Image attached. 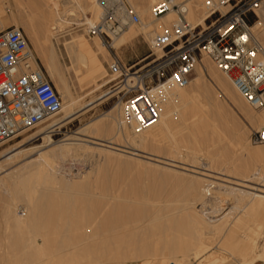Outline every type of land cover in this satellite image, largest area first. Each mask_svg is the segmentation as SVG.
I'll return each instance as SVG.
<instances>
[{
	"label": "rangeland",
	"instance_id": "rangeland-1",
	"mask_svg": "<svg viewBox=\"0 0 264 264\" xmlns=\"http://www.w3.org/2000/svg\"><path fill=\"white\" fill-rule=\"evenodd\" d=\"M23 1H25L24 4L27 7L23 6L21 8L23 10L25 9L27 18L32 17L41 26L43 24L41 9L44 12L47 8L46 4L41 5L42 8L39 9L40 7L31 5L29 0ZM14 2L15 0H0V20L2 19L6 24H14L24 29L25 27L22 25L23 20H21L22 17L21 15L18 16L19 7L16 8ZM97 8H99L100 13H98V10L94 11L93 8L84 10L78 21L73 20L75 24L66 25L64 33L57 35L53 39L56 56L69 83L72 96L69 95L67 100L68 94L65 95L60 91L63 100L62 111L48 124L66 117L64 125L54 131L52 136L55 144L63 142L62 140L65 138H69V141L73 142H82V148L80 147L82 150L79 151L78 156L73 159L66 158L65 164L63 163L64 171L60 168L52 169L54 170V175L57 173V176H55L58 178L46 181L43 177L47 176L48 171L46 169H33L31 165L35 164L39 156L52 147L44 139L46 134L39 133L48 124L28 129L26 132L23 131L18 136L0 143V177L7 183L5 188L0 187V264H23L24 254L26 255L29 251L32 252V247L28 243L30 239L27 238L29 240L26 242L27 236L34 237V234L32 235L30 230H33L32 232L34 233L36 232L35 234H37V230L39 231L38 234L45 233V235H42L52 244H55L57 239L60 242L62 235L66 239L72 235L71 237L74 239L71 237L69 239V241L73 240L70 248H67L69 251L66 248L64 250L62 248V251L60 250L61 252L59 253L56 246H53L55 250L52 248H50L51 250H45L46 253L44 254L43 260L47 259L48 261L52 258L53 264H70L71 260V264H75L73 263V257H70V254L73 256L72 252L75 255V260L78 257L75 261L76 264H152V261L154 264H163L164 262L166 264H174L171 263L175 261L173 255L168 260L165 259L167 261L162 259V257L155 259L152 255L154 253L147 255L141 254L136 249L118 244L115 240L122 241L123 236L128 234L129 231L131 232L134 226L139 224H142V226L148 225L147 223L151 217L156 218L158 221L160 219L161 221L159 223L166 224L168 227L173 222H182L185 220L188 214V208L190 207L198 210L201 214H205L204 216H207L210 220L221 218L232 207L234 201H226L224 209H222L223 207H220L221 205L218 203L220 202V197H218L220 194H215L212 191L208 197L206 196L205 201L201 202V204L198 202L199 204H197V200H195V189L193 188L195 186L193 184L197 182L198 176L199 179L206 178V180H200L206 188H209L212 184L216 186L212 187L213 189L226 187L229 189L234 188L236 191L252 190L254 186L263 187L256 184L255 179L264 170V157H251L244 148L247 143L250 144L251 148L256 146L264 147V142L255 144L251 140L252 133L262 129V124L257 121H252L248 117L249 113L259 114L260 109H254L246 102L236 89H234L231 81L209 57L203 56L199 61V63L202 62L205 65L208 77L200 82L205 86V90L196 105H193L195 106L197 116L204 117L203 123L202 121L199 122L197 116L196 123H192L194 116L190 114V129H192V132H189L190 130L178 132L177 130L175 138L171 135L150 138L143 145L135 144L132 140H125L122 136H114L113 133L117 125L109 115L117 116L116 107L120 102H118L117 96L114 94L113 85L116 76L109 72L107 63L111 61L112 54H117L127 66L133 65L141 60L140 64H144L150 58L144 60L143 58L151 53L152 48L145 35V29L143 30L141 25L130 27L121 39H118L114 43L112 42V47L102 44L104 42L99 36L87 35V28L93 26L92 23L98 22L102 17L103 7L101 2L100 5H97ZM46 11H48V8ZM13 12L17 15L16 17L13 16ZM149 15L147 14L144 18L141 16L142 21L148 22L151 19ZM159 22L157 20L154 24H159ZM25 33L27 34L26 31ZM76 34L82 35L84 40L91 44V55L96 62L95 64L101 69L100 73H92L86 69L74 67V50L69 49L66 43L71 39L72 35ZM38 56L45 66L41 56L39 54ZM208 65L214 67L216 73L226 81L224 85L213 78ZM45 68L47 69L46 66ZM198 75L197 70H195L193 79ZM195 84H192L193 88H195ZM110 91L112 93H109ZM70 97H72L73 101H69L71 100ZM261 110L264 112V108ZM112 126L115 127L113 128ZM195 140L197 143L199 141L201 143H198L202 146L200 149H203L200 152L199 147H196L198 144L196 145ZM100 142H111V145L120 150H116L114 153L106 151L99 145ZM177 144L182 146L186 145L188 150L187 148H183L180 151ZM15 151L19 152L11 157H7L8 154ZM55 164L58 165V163ZM87 171H90L89 176L84 178L83 175ZM14 172L20 173L21 177H26L28 174H38V177L33 179L32 182L33 188L35 187V195H33L35 199L33 197L30 200L24 198L25 196L23 195V199L21 196L18 198L14 197L15 199L13 200L8 187L12 184L10 176ZM201 173L203 177L201 176L200 178ZM57 179H61V181ZM64 180L65 182H63ZM208 183H211L210 186ZM223 183L225 185H222ZM262 189L264 192V187ZM36 199L37 201H35ZM28 201H31L30 204H28ZM194 201L197 204L195 206L192 203ZM28 206L29 211H26ZM127 206H133L135 210L134 208H132L133 210L128 208L129 210L126 212L125 208ZM139 207L145 210L146 216L144 217L145 212L142 215L146 221L148 220L147 222L145 220L141 221V213L136 211ZM32 208L34 211H32ZM30 210L32 216L33 213L35 215V217L33 216V220L37 217L35 220L36 224L40 225L36 226L37 229L36 227H33L34 229L27 228L30 231H28V234L26 233L27 229L25 227L18 229L15 223L17 221L15 220L16 218L24 219L30 214ZM148 213L152 214L151 217L150 215H148L149 217L147 216ZM84 217H86L85 220L83 219ZM123 218L126 221H123ZM37 219H40L41 222L40 220L38 222ZM129 219H140V222L137 225H133L134 222L131 223L133 220ZM67 221H72L73 223L70 225L67 224ZM63 223H65L64 226L67 224V227L65 226L66 230L73 231L68 233L64 229V232H61ZM99 225L103 230L99 229ZM123 225L124 229H121ZM60 227L61 229L59 230ZM129 228L132 229L129 230ZM94 231L99 236L101 235V237L99 238ZM117 231H123L122 233L125 234L118 233ZM115 232L117 235H115ZM67 233L69 236L66 237L65 234L67 235ZM111 233H115L113 234L114 236ZM102 235L112 238H106L107 243H103V241L105 242V238ZM23 236L24 238H22ZM64 238L62 237L61 240ZM100 239L103 240L102 243L104 246L99 241ZM75 240L80 241V243L78 242V246ZM22 242L24 244L26 242V245L28 244L29 246L27 245L26 248ZM40 242L42 243L41 238ZM97 243L100 244L98 245ZM73 244L77 246L80 253ZM110 244L115 246H110ZM87 245L89 247H86ZM22 246L26 248V252L22 250ZM123 246L127 247L128 251L126 250L127 248H124V250ZM65 250L69 253L66 254ZM70 251L72 252L70 253ZM94 252H96L95 256L93 254ZM107 252L111 253L110 256ZM113 252H117V254ZM123 252L125 255H122ZM218 252L217 249L212 248L208 251V254H204L199 259L193 256H187L184 262L180 264H203L211 253L215 255ZM263 252L264 236L261 239L256 254H264ZM78 253L81 257L78 256ZM67 255H69L71 260ZM104 255V259H101L103 257L100 256ZM91 256H94V258ZM149 257L151 258L149 259ZM50 261L47 264H52ZM240 263L238 259H231L228 264ZM254 264H264V259H258Z\"/></svg>",
	"mask_w": 264,
	"mask_h": 264
},
{
	"label": "bare ground",
	"instance_id": "bare-ground-1",
	"mask_svg": "<svg viewBox=\"0 0 264 264\" xmlns=\"http://www.w3.org/2000/svg\"><path fill=\"white\" fill-rule=\"evenodd\" d=\"M157 1L158 0H130V2L132 3V5L135 7L136 11L140 15V18H141V16L144 18L147 14H150L149 17L151 19L148 22H144V21H142V18H141L140 23L131 24L120 35L114 37L113 43L118 41V39H121L122 36L124 35V33H126L130 27H132L134 25H141L143 27V30L145 29V35L148 38V41L151 45L153 53L158 55V56H161L163 53V50L161 47L156 45L155 40H154L155 35L157 33H164V32H166V30L170 29L171 26L178 20V14L176 13V11H170L166 15L155 19L152 15V6ZM181 1H184V0H177V2H181ZM185 1L187 2V5L189 7L188 14H187L188 19L193 24H202L203 26H206L205 19H206L207 15H206V12L204 11V8H203L204 7L203 6V0H185ZM15 2H16V4H15ZM15 2H14V5H16L15 7L16 8L19 7L18 8L19 9L18 10V12H19L18 16L21 15V17H22L21 18V20H23L22 25H24V27H25L24 29H26L25 31L27 32V35L29 36V38L31 40L30 42L33 43V47H34L36 53H38L41 56V58L43 59L45 66L47 67V71H48L49 75L52 77V79L54 80L56 86L59 89V92L61 91L65 95L68 94V96H67V100H68L69 95H71V93H70L71 89H70L69 83L65 77V74L62 70V67H61V65L57 59L53 39L57 35L64 33L66 25L75 24V21H78L81 18L84 10H88L90 8H93L94 11L98 10L99 8H97V5H100L99 0H29V2H31V5L33 4V6H35V7H40L39 9L42 8L41 5H43V4H46V6L48 8V11H46L47 10V8H46L44 12H42L43 9H41V13L43 16V24L41 26H39L34 21V19H32L31 16H30L31 18H27V14L24 11L25 9L23 10L21 8L23 6H26L24 4L25 1L15 0ZM27 4H28V2H27ZM228 7L229 6H223L221 8H222V10L225 11ZM11 12H12V10H11ZM98 13H100V11ZM12 14L15 17L17 16L14 12ZM73 20H75V21H73ZM157 20L160 21L159 24H154L155 21H157ZM0 21H1V24L3 26L14 25V24H6V22L3 21L2 19ZM96 23L93 22L92 25H95ZM253 36L257 41H259V43L261 44V47H262V50L257 54L256 58L260 63H264V21L258 22L253 26ZM66 44H67V47L69 49L74 50L73 51L74 67L86 69L92 73H94V72L100 73L101 69L99 68V66H97L95 64L96 62H95L93 56L91 55L92 46L88 41L84 40L82 35H80V34L72 35L71 39L68 40ZM102 44H104V43H102ZM203 56L209 57L207 55H203ZM208 66H209L210 74L213 76V78L215 80H217L219 83H222V85H224L226 81H224L219 76V74L216 73V70L214 69V67H212L211 65H208ZM196 70H197L199 75L196 76L190 82V84H188L187 86H181L173 80H167V81L161 82L159 85H157L153 88L152 93L157 100V103L160 107V113H161L159 121L156 124H154L153 126H150V127L144 128V129H136L135 126L128 124L127 122H125V120L123 118L122 105H121V103L118 104L116 107L117 116H113L112 114L109 115L112 117V119H114L113 121H115V123L117 125L116 130H114V133H113L114 136L115 137L122 136V138H124L125 140H132L135 144L143 145L144 142L150 138H156V137H160V136H164V135H171L172 137L175 138V134H177L176 133L177 130H178V132L179 131L182 132L183 130H188V131L190 130L189 132H192V129H190V125H191L190 119H189L190 114L194 116L192 123H196L197 118H199V122H201V121H202V123L204 122V117H202V116L198 117L197 116V114L195 112V106H193V105H196L198 99L200 98L201 94L205 90V86L202 85V83H200V82L202 80H205L206 77H208V73L206 72V67L204 64H202V62L197 64ZM226 77L231 81L232 86H234V89H236V91L244 98V96L238 91V89L236 88V86L234 85L232 80L227 75H226ZM193 83H196L195 88L192 87ZM232 86H231V88L233 89ZM109 93H112V91H110ZM114 94H115V92H114ZM70 98H71V100H69V101H73L72 97H70ZM246 102H247V100H246ZM248 104L250 105V103H248ZM250 106L254 109H260L259 114L255 115L253 113H249L248 117L252 121H257L260 124H262L261 125L262 129H260V130H263L264 129V112L261 109H263L264 107L256 108L252 105H250ZM61 111H62V109H61ZM61 111H60V113H61ZM57 116H55V117H57ZM196 116H197V118H196ZM55 117L47 120L45 123H42L40 125H43V126L47 125ZM65 118L62 120L54 121L39 131L40 134L41 133L46 134L44 136V139L47 142V144L52 145V147L49 150H47L44 154H41L39 156L38 160L35 162V164L31 165V167L33 169H46L48 171V173L46 174L47 176H44V177L42 176L43 179H45L46 181H51L52 179L58 178V177H56L57 173L55 174L56 176L54 175V173H53L54 170L56 168H60L64 171L63 165L65 164V161H66L65 159L68 157L71 159L75 158L76 156H78L79 151L82 150L81 149L82 148L81 145L83 144L82 142L69 141V138H65L64 140H62L63 142H61L59 144H57V143L55 144V141H54L53 136H52L53 132L64 125V122L66 121ZM112 127L114 128L115 126H112ZM198 127H197V129H199ZM107 129H108V127H107ZM27 130H28V128L26 130H24V132H26ZM196 132H197V130H196ZM192 135L195 136L194 133H192ZM196 140H195L196 145L198 143L201 144L200 141L197 143V141L199 139L197 141ZM199 144L196 146V147H199L198 149H200L202 147ZM99 145L102 147V149H105L106 151H109L112 153H114V151H116V150H120V149L114 147L113 145H111V142L110 143L109 142L108 143L107 142L106 143L100 142ZM183 146L179 144L178 149L181 151L183 148L184 149L187 148V150H188V147H186V145H183ZM244 148H245L246 152L251 157H257V158H263L264 157V147H262V146H256V147L251 148L250 144L247 143ZM86 149H87V147H86ZM201 150H203V149H200L199 152ZM194 151H195V149H194ZM18 152L19 151L12 152V153L8 154L7 157H11V156L17 154ZM54 161H56V162H54ZM156 162H158V161H156ZM55 163H58L59 166ZM52 169H54V170H52ZM89 173H90V171H87L83 175V177L87 178L89 176ZM203 173H205V172H203ZM201 176H202V173L200 175V178H201ZM10 177L12 179V184L8 188L10 190L9 193L11 192V194H12L13 200L15 199L14 197L18 198L21 196L23 199V195L25 196L24 198L31 200L34 197L33 199H35V196H33V195H35V193H34L35 187L33 188L32 182H33V179H36L38 177V174H33V175L28 174V175H26V177H21L20 173L14 172L11 174ZM0 179H1V177H0ZM61 179L60 180L57 179V180L61 181ZM201 179H199V176H198L197 182H195L193 184L195 186L193 188L195 189V200H197V204H199L198 202H200V204H201V202L205 201L206 196L208 197L210 192H212V191H214L215 194L216 193L218 195L220 194L219 196L218 195L217 196L220 197V199H219L220 202H218V203L221 205L220 207H223L222 209H224V204L226 203V201L227 202L230 200L234 201L232 203V207H230V209L228 211H226V213L221 218H219L217 220H215V219L210 220L207 216H204L205 214H203V213L201 214V212H199L198 210L190 207V208H188V214L186 215V218L184 221L173 222L170 224L171 226L168 227L166 224L164 225L163 223H159V221H161L160 219L158 221V220H156V218L151 217L152 214L148 213L147 216L150 215V217H151V218H149L150 220L147 223L148 225L142 226V224H139L140 219H137V220L129 219V220H133V221H131V223L134 222L133 225L134 224L137 225V223H138L140 226L139 225L134 226V227L131 226L134 229L131 230L132 228H129V230H131V232L127 231L128 234L123 236L122 241H116L115 240V242H118V244H123L124 246H127V247H131L133 249H136L141 254L147 255V254L154 253L152 255L155 259H157L158 257H162V259L168 260L169 257H171L173 255L175 257V261L171 262V263H174V264L183 263L187 256H193L194 258L199 259L204 254H206V253L208 254V251H210V249H212V248L217 249L219 252L215 255H212V253H211V255L206 258V260L203 264H228L231 259H238V260H240V262L242 264H254V262L256 260L264 259V254H256L257 249L260 246L261 239L264 236V192L262 189L264 187V170L255 179L256 184H259L263 187H259V186L253 187L252 186L253 187L252 190L236 191L234 188L229 189L226 187L225 188L221 187L219 189H213L212 187H216V186H214L213 184H212L213 186L212 185L210 186L211 183L210 184L208 183L210 187L206 188L203 186V183H201V181H203V179L206 180V178H203L202 180ZM63 182H65V180ZM0 183H2V184H0L1 188L2 187L5 188L7 185V183H5L3 179L0 180ZM66 183H68V182L66 181ZM222 185H225V184L223 183ZM65 189H67V187H65ZM193 200H194V198H193ZM35 201H37V199ZM30 202L28 201V204H30ZM192 203L194 204V206L197 205V204H195V201ZM190 205H192V204H190ZM128 208H131V210H133L132 208H134V210H135V207H133V206L128 207L127 206V208H125L126 212H127V210H129ZM118 210H119V208H118ZM120 210H121V208H120ZM26 211H29V206L27 207ZM32 211H34L33 208H32ZM136 211H139L141 213V217H142L141 221L145 220V218H143L145 210L139 207V209L138 210L136 209ZM123 212H125V211H123ZM126 212H125V214H126ZM128 215H127V217H128ZM33 216L35 217L34 213H33ZM33 216H32L31 210H30V214H28V216L25 217L24 219L15 217L16 218L15 221H17L15 223H16L18 229L22 228V227H25V229H27V228L32 229L33 227L39 226L40 224L37 225L36 221H35L37 217L34 218V220H33ZM125 216H124V218H126ZM132 216H134V215L132 214ZM135 216H137V215H135ZM145 216H146V212H145L144 217ZM215 216H213V217H215ZM86 217H84L83 219L85 220ZM114 217H115V215H114ZM91 218H92V216H91ZM112 218H113V216H112ZM135 219H136V217H135ZM37 220L39 222L40 219H37ZM86 220L88 221V219H86ZM126 220H128V219L126 218ZM126 220L124 219L123 221H126ZM40 222H41V220H40ZM65 223L62 224L61 232L64 229L66 230L67 224L71 225V223H73V222L67 221V224L65 225L66 227L64 226ZM76 223H77V221H76ZM78 225L81 226L80 224H78ZM130 225H132V224H130ZM63 226H64V228H63ZM82 226H83V223H82ZM41 227H42V225H41ZM70 227H72V226H70ZM99 227L98 228L101 229L100 225H99ZM74 228H75V226H74ZM36 229H37V227H36ZM60 229H61V227L59 228V230ZM121 229H124V225H123V228H121ZM126 229L128 230V228H126ZM57 230H58V228H57ZM68 230H66L68 233H71L73 231L72 230L70 232ZM75 230H77V229H75ZM101 230H103V229H101ZM112 230H113V227H112ZM26 231H27L26 233H28L29 230L27 229ZM30 231H31L32 235L34 234V237L31 235H30L31 237L27 236L26 242L30 239L28 241V243H29L30 247H32V249H31L32 252L29 251V252H27L26 255L24 254L25 257L23 256L24 257L23 258L24 259L23 264H41L43 262H44L43 264H47V262L49 263L50 260H51L50 262H52V258L48 261H47V259L43 260L44 254L46 253V251H45L46 249L52 248L55 250V248H53V246L54 247L56 246L59 250L58 252L60 253L62 251L61 250L62 248H63V250L65 248L67 250V248L68 247L70 248L71 244L73 243L72 242L73 240L69 241V239L72 235L68 238L67 237V236H69L68 233H67V235L65 234L67 239L64 238V236L62 235L60 238L62 239V237H63L64 238L63 240H61L59 238L60 242H58L59 240L57 239V241L54 240L55 244H52L51 242H49V240H47L45 238V236H44L45 233H42V234H44V235H42L40 233L38 234V232H39L38 230H37V234H35L36 232L35 233L32 232L33 230H30ZM95 232L96 231H94V233ZM97 232H98V230H97ZM105 232H106V230H105ZM109 232H110V230H109ZM117 232L120 233L121 231L120 232L117 231ZM122 232H121V234H125ZM115 233H113V234H115ZM95 234H97V236L99 238L101 237V235L99 236L98 233H95ZM111 234H110V236H111ZM113 234H112V236H114ZM84 235H85V233H84ZM115 235H117V233ZM90 236H92V235H90ZM38 237L41 238L42 243L40 242V238H38ZM48 237H49V234H48ZM102 237H104V235H102ZM18 238H20V237L18 236ZM22 238H24V236ZM27 238H29V239H27ZM71 238L74 239L73 237H71ZM87 238H88V236H87ZM104 238H105L104 239L105 242L101 239L99 241L101 243H102V241H103V243H107L106 238L109 239L112 237H108V236L106 237V235H105ZM79 240H80V238H79ZM75 241L77 242V246H78V242L80 243V241H77V240H75ZM26 242H25V244L23 242L22 243L27 248L28 244L26 245ZM90 243H91V241H90ZM103 243H102V245H103ZM85 244H86V242H85ZM88 245H89V243H88ZM88 245L86 247L90 246V245L89 246ZM77 246H75V248H77ZM110 246H115V245L110 244ZM124 246H123V249L127 248ZM22 247H23L22 250H25V252H26V248H24V246H22ZM116 247H117V245H116ZM72 250H73V248H72ZM126 250L128 251V248ZM65 251H63V252H65ZM67 251H69V250H67ZM67 251L65 252L66 254L69 253V252L67 253ZM77 251H78V248H77ZM91 251H93V250H91ZM105 251H107V250H105ZM113 251H115V250L113 249ZM71 252L72 251H70V253ZM81 252L83 253V251H81ZM79 253H78V256L81 257L79 255ZM95 253L96 252L93 253L94 256H95ZM107 253H106V257H107ZM113 253L117 254V252H113ZM110 254L111 253H108L109 256H110ZM114 254H113V256H114ZM65 255H64V257H65ZM72 255L73 256H71V254H70V257L71 258L73 257V261H74L73 263L76 264L75 261L78 259V257H76V260H75L74 259L75 255L73 254V252H72ZM96 255H98V254H96ZM122 255H125L124 252ZM67 256L69 257V255H67ZM94 256H91V257L94 258ZM115 256L118 257L117 255H115ZM127 256H128V252H127ZM70 257H69V259L71 260ZM100 257H103L101 259H104L105 255L100 256ZM150 258L151 257H149V259ZM23 259H22V261H23ZM69 259H68V261H69ZM113 259H115V258H113ZM42 260H43V262H42ZM164 260H163V262H164ZM167 260H165V261H167ZM155 261H158V260H155ZM69 263H70V261H69ZM71 263H72V260H71ZM52 264H53V262H52ZM152 264H154L153 261H152ZM163 264H166V263L164 262Z\"/></svg>",
	"mask_w": 264,
	"mask_h": 264
},
{
	"label": "built area",
	"instance_id": "built-area-1",
	"mask_svg": "<svg viewBox=\"0 0 264 264\" xmlns=\"http://www.w3.org/2000/svg\"><path fill=\"white\" fill-rule=\"evenodd\" d=\"M101 19L86 34L100 36L112 47L114 37L131 24L141 22L130 0H100ZM205 23L193 24L187 17V2L158 0L152 6L155 19L176 11L178 20L155 35L163 53H149L127 66L117 54L108 62L116 75L114 92L122 105L123 118L136 129L156 124L160 107L152 91L161 82L173 80L187 86L203 55L209 56L234 83L250 105L264 107V63L256 56L262 50L253 36V26L264 21V0H203ZM229 6L225 11L221 7ZM63 105L61 93L32 46L24 29L0 23V143L57 116ZM251 140L264 142V129Z\"/></svg>",
	"mask_w": 264,
	"mask_h": 264
}]
</instances>
